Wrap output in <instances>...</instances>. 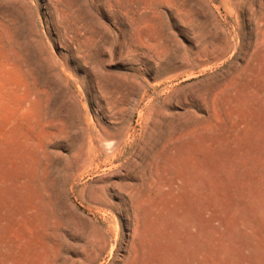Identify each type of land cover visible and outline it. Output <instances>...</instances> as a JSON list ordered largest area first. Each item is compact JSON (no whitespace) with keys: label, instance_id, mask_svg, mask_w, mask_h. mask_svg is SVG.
<instances>
[{"label":"rangeland","instance_id":"rangeland-1","mask_svg":"<svg viewBox=\"0 0 264 264\" xmlns=\"http://www.w3.org/2000/svg\"><path fill=\"white\" fill-rule=\"evenodd\" d=\"M0 264H264V0H0Z\"/></svg>","mask_w":264,"mask_h":264},{"label":"bare ground","instance_id":"bare-ground-1","mask_svg":"<svg viewBox=\"0 0 264 264\" xmlns=\"http://www.w3.org/2000/svg\"><path fill=\"white\" fill-rule=\"evenodd\" d=\"M123 141H124V140H123ZM121 148H123V147H121ZM121 148H120V149H121ZM123 149H124V148H123ZM107 155H108V154H107ZM119 156H120V155H119ZM121 157H122V156H121ZM119 161H120V160H119ZM112 164H113V163H112Z\"/></svg>","mask_w":264,"mask_h":264}]
</instances>
